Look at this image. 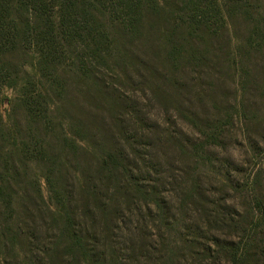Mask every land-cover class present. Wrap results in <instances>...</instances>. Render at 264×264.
I'll list each match as a JSON object with an SVG mask.
<instances>
[{
	"label": "trees",
	"instance_id": "trees-1",
	"mask_svg": "<svg viewBox=\"0 0 264 264\" xmlns=\"http://www.w3.org/2000/svg\"><path fill=\"white\" fill-rule=\"evenodd\" d=\"M72 79L91 102L115 86L163 104L180 131L144 141L178 146L187 160L182 217L117 146L102 145L97 164L77 159L90 133L71 114ZM6 89L25 114L21 129L6 125ZM116 99L114 110L126 105ZM236 130L264 155V0H0V264H264V157L247 153L238 165L255 171V203L234 216L206 207L214 202L200 181L204 153L235 163ZM73 164L84 167L77 191L63 178ZM135 207L154 229L134 223ZM176 235L194 239L193 255Z\"/></svg>",
	"mask_w": 264,
	"mask_h": 264
},
{
	"label": "rangeland",
	"instance_id": "rangeland-1",
	"mask_svg": "<svg viewBox=\"0 0 264 264\" xmlns=\"http://www.w3.org/2000/svg\"><path fill=\"white\" fill-rule=\"evenodd\" d=\"M236 27V29H232V32L239 34V36L243 35V25L236 24ZM237 81L239 80H232L230 84L233 86V83H237ZM69 86V98L73 100L76 94L78 95L77 108L71 114L83 119L87 123L90 133V137L81 140L82 150L88 153L84 157L77 159L81 163L91 161L97 164V161L101 158L102 145L117 146L126 155L127 159L131 160L133 165H137V174L144 175L150 183H157L163 190L165 189L166 192H170L169 206L173 207L177 216L182 217L181 204L185 197V191L188 188L186 184L188 179L185 174L188 165L187 160L178 146L169 145L164 147V143L162 142H152L148 139L144 141V138L148 134L149 138L154 137L156 131L162 133L168 129L173 132L180 131V126H176L173 118L165 113L166 110L163 104L148 98L146 93L142 92V89H139L141 91H138L137 95H133L131 93L125 94L115 86L107 88L112 93L102 94L98 102H91L84 96L81 97L82 95L79 91V89L83 88L81 83L79 84L75 79H72L69 81ZM126 86L129 87L130 85L126 84ZM93 93H96V91L93 90ZM117 95L124 98L126 105L114 110L118 106ZM4 96L6 101L2 105V113L7 127L17 130L23 128L26 123L25 114L19 106H13V102L16 100V93L11 89H6ZM57 107L60 108L59 112H61L64 102L59 101ZM171 111L174 112L173 110ZM61 114L63 118H66L68 123H71L69 117L64 115L63 112ZM120 117L124 122H119ZM154 127L159 130H156ZM181 130H183L182 138H186V131L189 130L187 127ZM233 138L232 141L228 142V150L235 163H231L228 169L222 167L211 152L203 154L200 161L201 167H199L202 174L200 178L202 188L210 200L214 202V204H206V207L212 210L217 205H220L223 210L229 209L232 216H234L235 210H247L250 206H254L255 203V193H253L250 185H248L253 181L255 171L252 169H242L238 165L243 163V160L247 158V153H253L258 160H262L264 157L262 154L256 155L251 150L249 140L239 130H236ZM50 145L54 149H57L59 142L56 138H53L50 140ZM215 152L223 160H226V157L229 155L226 156L220 149L215 150ZM71 159L74 162L72 157ZM192 165L194 166V163ZM35 167H37L38 171L42 172L41 167L37 165ZM69 170V173L63 172V178H67V185H70L71 190L77 191L79 190V179H82V174L84 173V167L73 164ZM42 183L45 195L48 196L49 185L45 178L42 179ZM188 203L187 207H190V212L197 218L198 213L196 217L195 212L197 211L192 207V202L188 201ZM135 208L137 212L133 211L131 215L134 223L154 229L155 223L146 216L145 212H143L145 217L143 218V214L137 207ZM194 221L198 222L196 219ZM203 223L207 225L205 220H203ZM175 239L176 241H174L177 242L179 250L185 254L193 255L188 249L190 246L195 245L196 249H198V246L191 242L194 241L191 236L188 239L184 238V236L176 235ZM155 240L159 241V237H155ZM153 246L158 248L157 245L153 244ZM128 255L131 256V252ZM143 261L145 264V258H143Z\"/></svg>",
	"mask_w": 264,
	"mask_h": 264
}]
</instances>
